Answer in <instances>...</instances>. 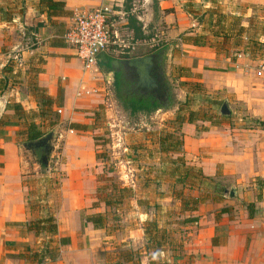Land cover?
Returning <instances> with one entry per match:
<instances>
[{"label": "crops", "instance_id": "0c3cea01", "mask_svg": "<svg viewBox=\"0 0 264 264\" xmlns=\"http://www.w3.org/2000/svg\"><path fill=\"white\" fill-rule=\"evenodd\" d=\"M64 1L66 9L73 14L80 9L112 6L116 2ZM249 1L256 6H264V0ZM39 15V22L47 26V14ZM22 16L15 14L11 22L0 20V48L9 40L5 28L12 30L13 23L17 21L22 25ZM72 18L71 15L56 20L64 22L69 28ZM182 30L184 28L173 27L168 31V38L178 40L171 57L174 72L172 76L170 74L172 83L176 82L173 90L175 99L184 101L188 95L186 88L179 84L197 80L208 94H221L215 100H227L231 107V115L223 116L218 124L201 120L183 124V157L186 165L201 170L206 177L235 188L237 197L228 196L227 200L219 202L207 200L197 210L186 211L188 216L197 219L185 228L189 229L187 235L190 236L183 246L187 256L184 253L179 256L175 254L168 260L174 263L178 261L177 264H264V126L261 125L264 121V75L259 73L258 61L245 53H240L235 61L232 60L227 52L233 50L230 44L224 45L227 49H223V52H217L211 46L188 44L178 38ZM8 34H12V31ZM54 37L53 34L46 37L50 44L48 51L43 46L39 47V56L46 61L39 65L41 72L37 74V81L54 99L61 90L63 93L62 105H55V110H61L56 130L58 140L63 142L64 159L60 164L63 178L58 195L52 189L48 195V202L58 205L54 214L58 224L54 244L59 248V254L56 260L43 256V238L37 237L26 226L35 212L30 208L28 198V191L33 186H28L26 182L29 175L20 160L17 144V132L22 128L16 124L0 125V149L3 150L0 153V264H108L106 259L109 253L117 248L116 241L103 238L107 228L96 229L87 220L90 214L102 212L93 207V203L97 201L98 174L104 166L98 157L101 146L96 144L90 126L98 108L106 105L112 83L107 80L101 63V68L98 65L91 72L86 71L72 47L66 44L64 47L52 45ZM110 49L106 53L114 59L109 53ZM6 57L0 53V62ZM4 65L0 64V68ZM176 68L189 69L192 75H177ZM10 102L6 93L0 94V118L14 114L13 110L7 108ZM238 106L243 108L241 113H236ZM33 109L39 110V105ZM177 110L178 105H175L165 111V118L173 120ZM72 123L85 125L86 128H71ZM171 182L174 184L175 180ZM198 191L193 196H197ZM167 198L175 197L170 192L162 201ZM249 203L255 204L253 217L247 209ZM223 207H230V213H221L219 210ZM135 208L134 219L138 222L140 217L141 224H131L126 231L132 235L126 237L123 234H110L109 238H121L117 245L126 243L125 240L131 239L136 231H141V236L145 237L142 220L148 218L141 217L143 214L138 204ZM149 219L152 220V216ZM37 239L39 243H34ZM62 239L66 243H61ZM35 251H39L37 258L31 256ZM143 253L148 255L146 250ZM189 256H192V260L188 259Z\"/></svg>", "mask_w": 264, "mask_h": 264}, {"label": "rangeland", "instance_id": "374dc122", "mask_svg": "<svg viewBox=\"0 0 264 264\" xmlns=\"http://www.w3.org/2000/svg\"><path fill=\"white\" fill-rule=\"evenodd\" d=\"M216 1L218 7H220L225 13H236L234 15H241L244 23H247L248 20L253 17H264V10L261 9L262 6H256L249 0H233L228 2L225 0ZM3 2H5V4L8 2L10 9L12 8L15 14H23V23L22 25L19 21L13 23L12 30L5 28V32L7 33L6 37L9 40L6 44L1 46L0 53L5 54L7 57L2 58L0 64L4 63L6 65L11 60L14 64L16 74L15 76L10 77L9 88H6L0 92V94L6 93L8 99L11 101L10 103H21L23 107L30 112L34 107L39 105V95L37 96L35 88L39 83L37 81L38 75L35 70L39 68V65L46 61L45 58L39 56V47L43 46L44 49L48 51L50 44L46 37L52 34H59L62 35L60 38L63 40L62 38L68 27L67 24L60 20H56L58 22L56 25H51L48 20V25L41 27L39 29L40 32H36L34 28L37 23H39V13H41L38 11V8L39 10L43 8L39 5L40 0H1V3ZM112 6L113 14L110 29L112 33V41H114V43L111 45L109 53L114 59L143 54L148 55L154 52L163 51L168 46H175L178 42L177 38H168V31L173 27H176V29L184 28L178 37L183 40V37H185V34L187 33H189L188 35L202 33L205 27L211 25V22L215 17L213 13L209 11L210 9H213L211 0H116ZM250 6L252 7L250 8ZM245 14H247V16H245ZM72 17L74 18V14H72ZM131 17H135L142 28V34L139 36H137L130 27L129 23ZM73 18L69 23L70 26L73 23ZM60 23H64L65 26ZM8 30L12 31V34H8ZM209 39L213 43L218 42V39H215L212 36H209ZM45 43H47V46ZM220 48L221 50L227 49L224 45ZM45 53L49 54V52ZM15 54L19 55L15 56ZM254 60L258 61L257 68L261 69V66L264 65V57L256 58ZM98 64L101 68L100 61ZM2 68H0V71ZM168 68L169 82L171 88L174 90V84L176 86V82L173 81L172 83L170 80V74L172 76V73L174 72L172 61L166 63L167 71ZM175 73L177 75H185L187 72L184 68H176ZM0 75H2L1 72ZM120 77L121 80H123V87L130 88L128 78L124 74ZM186 82H182L179 85L184 86L188 94L191 95V108L195 110L202 109L209 117L214 114L221 115V104H215L217 102L215 99L221 97V94H208L207 90L197 80H193L190 83H197L196 85L199 84L200 86L188 85ZM108 92L109 94L106 97V105L98 108L93 116L95 120L90 126L96 144L101 146L99 148L100 152L98 153V157L104 165L103 171L98 174L99 184L96 190L97 201L93 203V207L99 208L102 211L100 213L106 216L107 225L105 228H107V230L105 231L106 234L103 238L116 241L115 246H119L118 248L111 250L106 259V263L116 264L117 253L132 247L133 249L140 250L141 254L136 255L135 257H137V259L140 258L141 262L134 263L137 262L135 260L128 264H149L150 258H145V256L148 255L143 253L148 240L141 236V231H136L135 234L133 233L134 236L131 239L129 238L128 240H125L128 246L124 247L121 246L122 243L117 245L118 240L121 239L118 238V236L116 238H109V235L113 233H116V235L123 234L124 237L132 235V233L126 231L127 228L131 227V224H141L139 222L140 217H138L137 222L133 216V211L136 210V204H138L140 211L143 214L141 217L149 219V217L152 216V220L157 221L161 229H166V235L161 240L163 242L165 239V243H169L166 248H171L172 245H177L182 248L180 249V254L184 253V255L187 256L183 246L187 238L190 236L187 235L189 229L187 230L185 228L188 227L191 222H185L190 216H188L186 211L183 210L180 196L182 194H184V197L193 196L199 189L196 187L184 188L179 183L172 184L171 182L173 179L169 176L167 170L170 167H173L170 158L176 155L161 153L159 151V140L161 135H164L167 131H173V128L171 127L172 122L165 118L166 114L163 109L152 111L150 113L139 112L131 114V106L129 105L128 107H125L123 101L117 96L114 82L110 85ZM170 97L172 101L175 100L173 93ZM17 100H20L21 102ZM221 103H223V101ZM236 110V113H241L243 108L242 106H238ZM56 112L61 117V111L58 109ZM4 120L14 123L21 121V127H23L25 123V119L20 120V118L14 114H8L5 116ZM109 122H115V124L120 126L111 127ZM42 129L47 132V134L53 130L56 131V127L50 131L51 127L49 125V120H45ZM21 130L23 131V128ZM19 131L17 132V144L20 149V160L25 164L27 175H29L26 182L28 183V186H33V189L28 191V198L30 208L35 212V215L29 222L37 223L40 217H47L49 213L55 214V211L58 208L57 204H51L48 202V195L51 189L55 195H58L59 193L58 190L62 182L61 179L63 178V171L60 170V164L64 159V156L62 155L63 142L58 140L57 132V136L52 143L53 151L50 155L49 170L43 173V166L40 164V160L38 162L37 156L23 147V144L28 141H25L23 134L19 135ZM118 131L124 136L125 146L128 148L127 154L121 155L120 157H127L129 159V165L133 170L136 179V185L132 186L134 189L133 195H135L131 196V193L127 192L125 193L126 198L122 204L119 205L115 203V206L107 207L101 200L111 197L110 194L112 189L110 188L113 187L111 186L112 184H116L119 187H131L125 185L124 182L121 181L120 166L115 164V162L118 161L115 159L117 156L113 154V150L110 148L112 137L116 138V132ZM49 171L51 172V176H49ZM196 173H198L197 169L195 170L194 175H196ZM38 181L39 184H37ZM202 185L203 191L201 192V196L209 195L210 197L215 196L213 189L217 186L224 190L228 186L226 183L216 182L214 179L206 180ZM170 192H172L175 198H167L162 201V198L167 196V194H170ZM199 192L200 191H198L197 196L200 195ZM223 195L224 191L215 197H217L218 200H227L229 198L228 195L225 197ZM137 199L138 202L136 201ZM148 219L144 221L142 220V223L146 225L147 222L152 221ZM36 236L39 237V235ZM43 242L44 241L42 240L41 243ZM34 243H39V239ZM49 243H53L51 245L52 247H55L54 243H56V241ZM177 253L179 252L167 249L163 253V257L168 259ZM55 255L57 259V252ZM189 257L190 258L188 259L192 260V256ZM177 262L178 261L175 263L171 262V264H177Z\"/></svg>", "mask_w": 264, "mask_h": 264}, {"label": "trees", "instance_id": "16d2710c", "mask_svg": "<svg viewBox=\"0 0 264 264\" xmlns=\"http://www.w3.org/2000/svg\"><path fill=\"white\" fill-rule=\"evenodd\" d=\"M211 4L213 9L209 11L213 13L215 16L211 22L209 27H205L203 32L197 35H186L183 37V42L192 44L195 46H211L216 48L217 52H223L221 50V46L230 44L233 47L232 51H227L228 55L232 57V60H236L240 53H245L249 55L251 58H261L264 57V17H256L248 20V24L243 22V18L241 15L227 14L217 5L216 0H211ZM39 5L41 8L38 11L41 13H46L48 20L51 25H56L58 22L56 18L58 17H67L71 16L69 10L66 9V3L64 0H40ZM264 10V6L261 7ZM15 18V12H13L12 8L10 9V5L7 2L0 3V20H4L7 22L13 21ZM65 26L64 23H60ZM130 27L132 30L139 36L142 34V28L139 24V21L135 17H131L130 19ZM44 26L43 22L37 23L34 28L36 32H39V29ZM68 30V29H67ZM66 30V32H67ZM60 36L55 35L52 45L55 47H64L65 42L64 38L61 40ZM209 36L218 39L217 43H213L210 41ZM103 64L102 62H100ZM185 69V68H184ZM185 76L190 77L192 75L189 69H185ZM38 73L41 72V68L35 70ZM2 76L0 78V92L9 88V81L11 76H15L16 72L14 69V64L10 60L1 70ZM180 76H184L181 74ZM115 89L117 96L121 101H123L124 106H131V114H136L139 112L150 113L160 108L163 103H160L158 100L153 98H148L143 95H134V96H125L122 95L123 83L120 77V74H116L115 80ZM188 85L200 86L197 83L186 82ZM37 96L39 97V110H32L28 112L24 109L21 103H9L7 108L14 111V115L19 117L20 120L25 119V123L23 125V131H19V135H24L25 141H36L47 134V132L43 131L42 127L45 120H49V125L51 127L50 131L59 124L60 115L57 114L55 110V105L61 106L63 101V93L54 99L51 95L48 94L46 88L41 87L40 85H36ZM191 95L188 94L184 101H175L178 105V110L176 116L173 120H171L173 131H167L164 135H161L159 140V151L164 154H176L177 157H171L170 162L173 167H170L167 172L169 176L175 180V183L181 184L184 188H193L196 187L199 189L200 195L198 196H189L184 197V194L180 196L182 200V207L185 211H195L199 208V205L207 200L217 201L218 198L216 195H220L224 189L217 186L213 189L215 196H201V192L203 191L202 183L206 180H211V178L206 177L201 170H198V173L195 174V168L186 165V161L183 157V134L181 132V127L184 123L190 122L194 123L197 121H210L211 123L218 124L224 118L219 114H214L208 116V114L202 109L195 110L191 108ZM215 104H222L220 101H217ZM127 109V108H126ZM51 118V119H50ZM260 122V121H257ZM6 124H16L17 126H22V122L18 121V123L5 121L4 118H0V125ZM261 125L264 126V121L261 122ZM71 128H80L85 129V125H79L72 123ZM3 150L0 149V153ZM39 149L36 151L35 156L38 158V162L40 160V164L45 167V163L41 161L43 158L44 151L42 154L39 153ZM1 166V163H0ZM198 183V184H196ZM113 186L111 191L110 198H104L101 200L107 207L115 206L116 204H122L124 199L126 198L125 193L130 192L131 196L133 195V188L122 186L119 187L116 184H112ZM109 188V187H108ZM188 198V199H186ZM140 202V201H139ZM247 209L249 211V215L253 217L255 215V204L249 203L247 205ZM221 213H230V207H223L219 210ZM87 220L94 224L96 229L105 228L107 225L106 216L102 213H96L90 216H87ZM196 218H187L185 222H194ZM28 230L35 232L36 235L43 238V249L41 254L44 256H49L53 260H56L55 253L59 252V248L57 246L52 247L49 242H55L54 236L58 233V224L56 218L53 213H49L47 217H40L37 223L28 222L27 223ZM145 237L148 240L145 250L150 258L149 264H171L169 260L163 257V253L168 249L177 253L176 256L180 254V247L177 245H172L171 248H166L167 244L165 243V239L162 242L161 240L166 235V229H161L158 225L157 221H149L146 223L144 227ZM61 243H66V240L62 239ZM172 244V243H170ZM122 247L128 246L127 243H122ZM119 247V246H118ZM117 247V248H118ZM141 252L138 249H133L130 247L129 249L122 250L120 253H117V262L116 264H128L130 262L140 263V258L137 259L136 255H140ZM33 257L37 258L39 256V251H35L32 253ZM161 256V257H160ZM162 258V259H160ZM176 258V257H175Z\"/></svg>", "mask_w": 264, "mask_h": 264}, {"label": "water", "instance_id": "95a60500", "mask_svg": "<svg viewBox=\"0 0 264 264\" xmlns=\"http://www.w3.org/2000/svg\"><path fill=\"white\" fill-rule=\"evenodd\" d=\"M208 1V0H205ZM174 46H168L165 50L154 52L145 56L135 57L130 59H111L106 52H102L99 56V61L102 62V70L109 82L116 80V74H124L128 77H135L136 83L134 90L141 91L142 94H154L156 92L157 98L164 95L165 100L162 106L157 110L163 109L165 111L170 110L173 106L177 105V99L171 100L170 95L173 93L171 84L169 82V72L166 69V63L171 62ZM110 63V68L108 64ZM160 71V75L157 72ZM176 101V102H175ZM220 114L222 116L231 115V107L229 101H224L220 108ZM57 136V130H53L36 141H28L23 144V147L31 151L33 154L38 149L44 151V156L41 159L45 163V167H42V172L45 173L49 170L50 155L53 151V141ZM224 194L230 198L237 197V190L235 188L226 187Z\"/></svg>", "mask_w": 264, "mask_h": 264}, {"label": "built area", "instance_id": "2783aa9c", "mask_svg": "<svg viewBox=\"0 0 264 264\" xmlns=\"http://www.w3.org/2000/svg\"><path fill=\"white\" fill-rule=\"evenodd\" d=\"M112 8L113 6L103 5L93 9L76 11L73 23L63 37L65 44L76 51L77 57L82 61L83 67L88 72L98 67L100 54L107 52L114 43L110 29ZM259 73L264 75V65L259 69ZM59 111L61 110L59 109ZM109 125L111 127L120 126L115 122H109ZM116 133V138L112 137L110 148H112L113 154L117 156L115 159L118 161L115 164L120 166L121 181L132 187L136 185V179L129 165V159L120 157L127 154L128 148L125 146L124 136L120 131Z\"/></svg>", "mask_w": 264, "mask_h": 264}, {"label": "flooded vegetation", "instance_id": "af4514ba", "mask_svg": "<svg viewBox=\"0 0 264 264\" xmlns=\"http://www.w3.org/2000/svg\"><path fill=\"white\" fill-rule=\"evenodd\" d=\"M108 66H109V68H110V63L108 64ZM158 74H159V76H161L160 75V71H158L157 72V76H158ZM127 78H128V80H129V82H130V88H127V87H123V89H122V95H125V96H129V97H131V96H134V95H136V96H138V95H143V96H145V97H148V98H153V99H156V100H161V102H163L164 100H165V98H163L164 97V95L163 96H161L160 98H157V96H156V92H154V94H148V95H144V94H142V92L141 91H135L134 90V87H135V83H136V78L135 77H128V76H126ZM39 153L40 154H42L43 153V150L42 149H39Z\"/></svg>", "mask_w": 264, "mask_h": 264}]
</instances>
